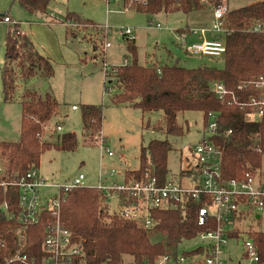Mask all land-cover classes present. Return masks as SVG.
Segmentation results:
<instances>
[{
	"label": "trees",
	"instance_id": "obj_1",
	"mask_svg": "<svg viewBox=\"0 0 264 264\" xmlns=\"http://www.w3.org/2000/svg\"><path fill=\"white\" fill-rule=\"evenodd\" d=\"M14 1L29 13L46 15L51 0ZM226 1L123 0V6L126 10L133 9L151 16L161 12L188 15L206 9L214 11ZM67 17L69 22H79L73 13ZM14 24L6 33L1 67L5 102L16 99L19 88L30 78L38 74L52 78L54 74L52 60L38 52L30 37L17 34L20 25L18 22ZM258 25L261 30L255 31ZM222 28L221 33L215 34L226 45V52L219 57L224 60L222 68L206 63L189 68L159 61L143 65L138 60L135 38H127L132 60L105 73L106 77L111 75L120 88V92L113 95L112 103L133 105L143 113L163 111L164 118L152 128L166 138H154L147 146H142L140 166L126 170L125 181L139 180L148 174L163 183L171 179L167 166L171 151L168 136L185 133L180 116L189 111L203 113L204 124L208 112L219 114L215 141L223 150L222 173L225 178L243 180L247 173L259 176L264 158V114L260 116L227 101L222 102L212 85L222 83L237 91L239 84L264 75V0L227 9ZM183 30L177 32L184 33ZM187 30L190 34V29ZM103 45L101 51L105 58ZM19 100L22 105L20 138L14 142L0 141V264H26L22 259H15L17 255L38 263L49 260L50 255L43 249L49 214L24 232L18 221L20 190L10 183L32 169H39L41 157L47 150L56 148L72 152L78 147L75 132L58 135L56 142L43 139L46 125L60 113V105L53 95L41 96L26 89ZM82 121L90 142L96 141L102 132L103 107L84 104ZM3 182L6 184L2 185ZM207 200H189L185 211L176 204L154 208L150 212L152 225L147 226L145 214L128 218L121 211L111 212L101 188L77 187L66 194L61 204V220L71 233L73 247L81 249V255L74 258L75 264H156L165 255L177 258L180 254L204 251L203 246L189 252L181 251L180 244L198 237L207 228L200 226L197 220L198 208L207 204ZM209 228H214L213 222ZM23 232L25 238L21 240ZM233 233L239 234L240 231L234 230ZM248 238L255 243L264 260V231L252 230Z\"/></svg>",
	"mask_w": 264,
	"mask_h": 264
},
{
	"label": "rangeland",
	"instance_id": "obj_2",
	"mask_svg": "<svg viewBox=\"0 0 264 264\" xmlns=\"http://www.w3.org/2000/svg\"><path fill=\"white\" fill-rule=\"evenodd\" d=\"M251 1L228 0L226 5L233 10L251 4ZM213 12L206 9L188 15L161 12L151 16L133 9L126 10L123 0H51L44 15L29 13L13 0H0V14L12 17L9 23L0 19V141L14 142L20 138L22 105L19 97L24 90H34L41 96L51 94L60 105V113L46 125L43 139L56 142L58 135L75 132L78 147L72 152L56 148L47 150L41 157L40 173L52 183H61L83 173L87 185L99 186L101 170L100 182H122L126 170L139 168L142 146H147L154 138H166L162 132L152 128L153 124L164 118L163 111L143 113L133 105L112 103L113 95L119 93L120 88L111 75L105 76V67L108 66L110 70L132 60L128 36L123 35V29L129 28L134 33L140 64L159 61L195 68L206 63L222 68L223 58L186 54V50L177 44L173 31L187 25H212ZM70 13L79 18V22H69L67 16ZM15 22H21L23 28L33 27L29 35L38 52L52 60L54 74L52 78L42 74L30 78L19 88L16 99L5 102L1 67L4 63L6 33ZM107 41L110 45L106 47L104 58L101 47L104 43L105 50ZM110 79L112 82H109ZM84 104L103 107L102 132L98 138L104 136V144L90 142L82 121ZM73 105L78 110H73ZM180 118L185 133L168 136L171 143L167 159L169 177L177 182L182 177L181 173H187L188 165L194 162L191 150L200 142L205 126L204 115L199 111L186 112ZM58 125L61 130H57ZM109 151L113 152L112 156L108 154ZM111 174L114 177H110ZM257 178L264 184V158ZM184 184L189 183L185 180ZM42 193L49 195L53 190L43 189ZM108 204L111 212L121 210L115 199L109 200ZM257 214L245 213L241 220L228 226L231 235L224 258L229 264H238L239 261L250 264L243 242L250 231H264V212L259 218ZM234 230L240 233L235 234ZM206 242L199 236L184 240L180 250L193 251Z\"/></svg>",
	"mask_w": 264,
	"mask_h": 264
},
{
	"label": "built area",
	"instance_id": "obj_3",
	"mask_svg": "<svg viewBox=\"0 0 264 264\" xmlns=\"http://www.w3.org/2000/svg\"><path fill=\"white\" fill-rule=\"evenodd\" d=\"M227 9L226 3H223L214 10V22L210 27L190 29V34L200 32L204 35L198 41H191L189 38L191 35L188 33L177 32L176 40L179 45L190 55L222 57L226 52V45L221 39L216 38L215 34L223 31V17ZM0 19L7 23L12 21L9 16L4 15H0ZM157 27L160 28V24ZM254 30L260 31L261 25L256 26ZM207 33L214 34L213 38L206 37ZM17 34L23 35L20 30ZM133 34L131 29H123V35L128 38H135ZM109 45L110 42L107 41L105 58L106 47ZM108 70L106 66L104 72ZM212 86L222 102L227 101L230 105H237L241 110H249L260 116L264 114V75L239 84L237 91L228 89L222 83H213ZM72 108L77 109V106ZM206 118L202 138L191 150L194 162L188 165L187 173H181L182 177L178 182L169 179L163 183L158 177L148 174L139 180L124 179L122 182L112 181L107 184L100 182L102 175L101 173L99 175L97 187L104 190L107 200L115 199L125 217H139L145 214L147 226L152 225L150 212L154 208L176 204L185 211L189 200L209 199L207 204L198 208L197 215L198 224L207 227L198 235L207 241L203 244L204 251L189 255L180 254L177 258L165 255L156 264H229L224 258L230 237L228 226L231 222L241 220L245 213L256 212L259 215L264 212V184L257 176L247 173L243 180L224 177L223 150L215 141L219 129V114L210 111ZM57 130H61L60 125L57 126ZM103 137H97L96 142L104 144ZM108 154L112 156L113 152L109 151ZM110 177H114V174ZM185 180L188 181V185L184 184ZM10 184L16 185L20 190L18 221L24 232L30 225L41 222L43 217L49 214L43 239V249L50 255L49 260L38 263L27 261L26 256L20 255L15 259H22L26 264H75L74 258L81 255V249L73 247L71 233L62 223L61 204L72 189L89 186L86 183V175L80 173L61 183H49L38 169H32ZM43 189H52L53 193L44 196ZM211 222L214 224L213 229L209 228ZM23 233L21 240L25 238ZM243 245L250 264H264L257 246L251 239H245ZM238 264H242L241 261Z\"/></svg>",
	"mask_w": 264,
	"mask_h": 264
},
{
	"label": "crops",
	"instance_id": "obj_4",
	"mask_svg": "<svg viewBox=\"0 0 264 264\" xmlns=\"http://www.w3.org/2000/svg\"><path fill=\"white\" fill-rule=\"evenodd\" d=\"M255 1H258V0H252L251 1V4L252 3H254ZM13 2H16V1H14L13 0ZM227 2V1H226ZM226 2H224V3H226ZM227 6V5H226ZM212 12H213V10H212ZM0 15H4V16H9V15H7V14H0ZM10 18H11V20H12V17L11 16H9ZM213 17H214V12H213ZM29 22V21H28ZM214 22V18H213V21H212V23ZM19 23V30L23 33V35H25V36H28V37H30L31 38V36L29 35L30 33H32V29H33V27L32 26H30L29 28H23L22 27V23L21 22H18ZM211 25V24H210ZM210 25H207V26H205V27H210ZM200 28H203V25H200V26H196V25H190V27L187 25V26H185V27H182V28H178V29H185V30H183L184 31V33H187L188 32V30L187 29H200ZM28 29V30H27ZM178 29H176V30H173L174 31V33H175V36H176V33H177V30ZM33 33H34V31H33ZM191 36L189 37L190 39H191V41H198L197 39H199L200 40V38H202L204 35H202L200 32H198V33H194V34H190ZM206 36H214V34H212V33H207L206 34ZM32 39V38H31ZM177 41V40H176ZM177 43V42H176ZM177 44H179V43H177ZM186 52V51H185ZM186 54H187V52H186ZM73 106H76V105H73ZM72 106V107H73ZM73 109V108H72ZM73 110H78V108L77 109H73ZM58 123V122H57ZM57 123H56V125H57ZM39 170V169H38ZM40 172V171H39ZM100 173H101V170H100ZM100 173H99V175H100ZM41 174V173H40ZM42 175V174H41ZM43 176V175H42ZM44 177V176H43ZM44 178H46V177H44ZM46 179H48V178H46ZM98 180H99V176H98ZM48 181V180H47ZM49 182V181H48ZM49 183H52V182H49ZM257 217L259 218V217H261V215L259 214V215H257Z\"/></svg>",
	"mask_w": 264,
	"mask_h": 264
}]
</instances>
